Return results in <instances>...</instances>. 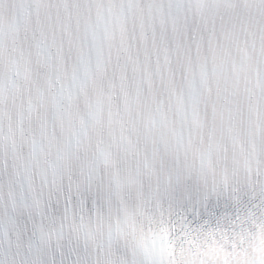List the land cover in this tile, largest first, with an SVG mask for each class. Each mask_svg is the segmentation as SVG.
Returning <instances> with one entry per match:
<instances>
[{"label":"clouds","instance_id":"clouds-1","mask_svg":"<svg viewBox=\"0 0 264 264\" xmlns=\"http://www.w3.org/2000/svg\"><path fill=\"white\" fill-rule=\"evenodd\" d=\"M0 264H264V0H0Z\"/></svg>","mask_w":264,"mask_h":264},{"label":"snow or ice","instance_id":"snow-or-ice-1","mask_svg":"<svg viewBox=\"0 0 264 264\" xmlns=\"http://www.w3.org/2000/svg\"><path fill=\"white\" fill-rule=\"evenodd\" d=\"M216 207H219V204L216 205ZM193 219H195V224L193 223V220H190L188 218V215L183 216L180 218V221L182 223V226L187 229H192L193 225L200 226L201 228L204 225L210 224V222L214 219H217L216 213L210 212V211H204L201 212L199 209H196L193 215ZM208 236H212V230L210 229L208 232ZM208 249L210 253H218L220 251L219 245L216 244L215 239H212V244L208 245Z\"/></svg>","mask_w":264,"mask_h":264}]
</instances>
